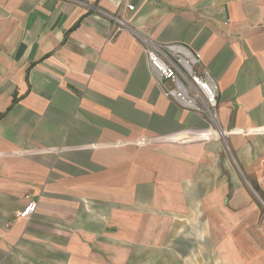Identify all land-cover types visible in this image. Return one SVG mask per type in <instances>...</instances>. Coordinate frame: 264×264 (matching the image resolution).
Returning <instances> with one entry per match:
<instances>
[{
	"label": "crops",
	"instance_id": "obj_1",
	"mask_svg": "<svg viewBox=\"0 0 264 264\" xmlns=\"http://www.w3.org/2000/svg\"><path fill=\"white\" fill-rule=\"evenodd\" d=\"M131 4L0 0V264H264V0ZM102 12L198 51L227 154Z\"/></svg>",
	"mask_w": 264,
	"mask_h": 264
},
{
	"label": "built area",
	"instance_id": "obj_2",
	"mask_svg": "<svg viewBox=\"0 0 264 264\" xmlns=\"http://www.w3.org/2000/svg\"><path fill=\"white\" fill-rule=\"evenodd\" d=\"M124 9L134 11L132 0H121ZM115 26L112 37L127 31L142 47L150 77L162 95L182 109L202 115L210 124H218L219 87L210 72L201 64V56L185 43L159 42L141 33L119 15L102 12ZM224 131L219 128V134ZM26 204L14 213V218L30 219L37 201L26 197ZM9 225L6 224V227Z\"/></svg>",
	"mask_w": 264,
	"mask_h": 264
},
{
	"label": "rangeland",
	"instance_id": "obj_3",
	"mask_svg": "<svg viewBox=\"0 0 264 264\" xmlns=\"http://www.w3.org/2000/svg\"><path fill=\"white\" fill-rule=\"evenodd\" d=\"M218 95H219V93H218ZM217 101H218V98H217ZM217 109H218V107H217ZM210 125L212 126V129L214 130V132H213L214 138H216L217 140H219V142H221V144L223 146V149H224L225 153L227 154V151H228L227 150V134L226 133H223L222 135L219 134V128H221L219 126V124L215 123V124H210ZM229 157H231V156L229 155ZM231 162L233 163V165H235L233 161H231ZM248 185H249V183H248ZM253 199H254V201L256 203H258V205L261 206L262 216L264 217V205H262V203L264 204V200H262L260 198L261 199V202H262L261 203L257 197L254 196ZM199 231H200V233L198 234V237L197 238H195L194 235H191V237H193V239H195V240L200 239L203 234H202V231L201 230H199ZM193 233H194V231H193ZM195 240H192V241H195ZM190 245L191 244H189L188 241H182V242L176 241V243H174V244L172 243L170 245V247H168V250L171 249L172 252H173V250H178V251H180L182 253H187L190 250V248H191ZM196 247H198V246H196ZM200 249H203L205 251V253H206V250H208L207 249V246L205 244L202 247H200ZM204 251H202V252L200 251L201 253L198 254V257L201 258V261L199 262V264H210V261H207L206 260L207 256L204 254ZM202 254H204V255L202 256ZM151 256L152 255L150 254V257ZM150 264H152V261H150ZM182 264H188V263L187 262H184Z\"/></svg>",
	"mask_w": 264,
	"mask_h": 264
},
{
	"label": "trees",
	"instance_id": "obj_4",
	"mask_svg": "<svg viewBox=\"0 0 264 264\" xmlns=\"http://www.w3.org/2000/svg\"><path fill=\"white\" fill-rule=\"evenodd\" d=\"M254 189L257 191V189L254 187Z\"/></svg>",
	"mask_w": 264,
	"mask_h": 264
}]
</instances>
